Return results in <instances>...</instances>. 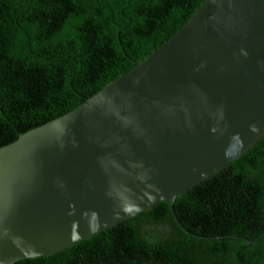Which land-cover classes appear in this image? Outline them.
I'll list each match as a JSON object with an SVG mask.
<instances>
[{"label":"water","instance_id":"obj_1","mask_svg":"<svg viewBox=\"0 0 264 264\" xmlns=\"http://www.w3.org/2000/svg\"><path fill=\"white\" fill-rule=\"evenodd\" d=\"M264 135V0H204L68 113L0 148V264L174 200Z\"/></svg>","mask_w":264,"mask_h":264},{"label":"trees","instance_id":"obj_2","mask_svg":"<svg viewBox=\"0 0 264 264\" xmlns=\"http://www.w3.org/2000/svg\"><path fill=\"white\" fill-rule=\"evenodd\" d=\"M204 0H0V148L58 118L169 39ZM14 264H264V135L166 203Z\"/></svg>","mask_w":264,"mask_h":264}]
</instances>
